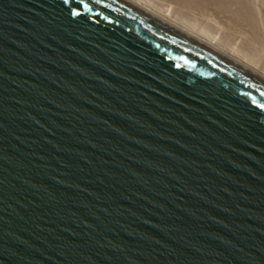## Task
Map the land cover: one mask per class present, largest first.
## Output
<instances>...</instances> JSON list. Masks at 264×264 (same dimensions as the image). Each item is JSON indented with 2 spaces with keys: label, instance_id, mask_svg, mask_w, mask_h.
<instances>
[{
  "label": "water",
  "instance_id": "obj_1",
  "mask_svg": "<svg viewBox=\"0 0 264 264\" xmlns=\"http://www.w3.org/2000/svg\"><path fill=\"white\" fill-rule=\"evenodd\" d=\"M0 264H264V73L128 0H0Z\"/></svg>",
  "mask_w": 264,
  "mask_h": 264
},
{
  "label": "bare ground",
  "instance_id": "obj_2",
  "mask_svg": "<svg viewBox=\"0 0 264 264\" xmlns=\"http://www.w3.org/2000/svg\"><path fill=\"white\" fill-rule=\"evenodd\" d=\"M264 73V0H128Z\"/></svg>",
  "mask_w": 264,
  "mask_h": 264
}]
</instances>
